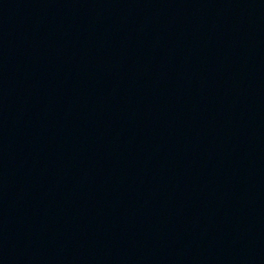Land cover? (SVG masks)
<instances>
[{
	"label": "water",
	"instance_id": "95a60500",
	"mask_svg": "<svg viewBox=\"0 0 264 264\" xmlns=\"http://www.w3.org/2000/svg\"><path fill=\"white\" fill-rule=\"evenodd\" d=\"M0 264H264V0H1Z\"/></svg>",
	"mask_w": 264,
	"mask_h": 264
}]
</instances>
